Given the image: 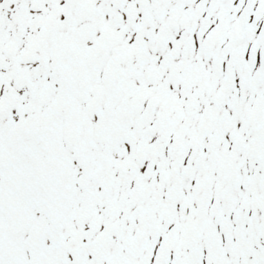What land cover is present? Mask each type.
<instances>
[{
  "label": "snow or ice",
  "instance_id": "1",
  "mask_svg": "<svg viewBox=\"0 0 264 264\" xmlns=\"http://www.w3.org/2000/svg\"><path fill=\"white\" fill-rule=\"evenodd\" d=\"M0 264H264V0H0Z\"/></svg>",
  "mask_w": 264,
  "mask_h": 264
}]
</instances>
